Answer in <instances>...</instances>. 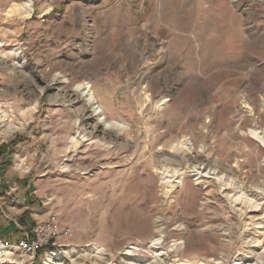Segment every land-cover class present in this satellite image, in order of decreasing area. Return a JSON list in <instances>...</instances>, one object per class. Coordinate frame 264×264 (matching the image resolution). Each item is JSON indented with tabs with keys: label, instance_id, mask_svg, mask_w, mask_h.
Returning a JSON list of instances; mask_svg holds the SVG:
<instances>
[{
	"label": "rangeland",
	"instance_id": "rangeland-1",
	"mask_svg": "<svg viewBox=\"0 0 264 264\" xmlns=\"http://www.w3.org/2000/svg\"><path fill=\"white\" fill-rule=\"evenodd\" d=\"M28 1L0 0V239L70 234L4 264L263 251L264 0Z\"/></svg>",
	"mask_w": 264,
	"mask_h": 264
},
{
	"label": "built area",
	"instance_id": "built-area-1",
	"mask_svg": "<svg viewBox=\"0 0 264 264\" xmlns=\"http://www.w3.org/2000/svg\"><path fill=\"white\" fill-rule=\"evenodd\" d=\"M55 215L48 216L45 220L36 221L27 230H22V237L15 243L0 239V248L8 247L14 253H21L33 260L37 251L58 242L63 236L70 234V228L59 227Z\"/></svg>",
	"mask_w": 264,
	"mask_h": 264
},
{
	"label": "bare ground",
	"instance_id": "bare-ground-1",
	"mask_svg": "<svg viewBox=\"0 0 264 264\" xmlns=\"http://www.w3.org/2000/svg\"><path fill=\"white\" fill-rule=\"evenodd\" d=\"M32 0H30V1H28L27 3H25V4H21V5H15V9H16V11H23V10H26V11H29L30 10V7H31V2ZM77 87H82V89L84 90V91H82V92H85V94L88 96V101H90L92 104L93 103H96V106H94L93 108H94V111L95 112H97L98 113V115H99V118L101 119V121L103 122V124H104V126L105 127H112V125H113V121H107L106 120V118H105V116H104V111H103V106L102 105H100L99 104V100H98V95H97V93L93 90V88H92V86L91 85H89L88 83H79L78 85H77ZM3 115H0V127L2 126L1 125V123L3 122ZM99 119V120H100ZM1 131H3V130H1ZM1 133V132H0ZM199 169V168H198ZM199 172V171H198ZM208 172V171H207ZM209 173V172H208ZM217 177V176H216ZM219 178H221L220 176L218 177V179ZM229 183V182H228ZM242 195V194H241ZM241 195H239V196H237L236 197V200H237V198H240L241 197ZM247 199H249L248 197H247ZM239 200H242L241 198L239 199ZM249 201H253L251 198H250V200ZM164 231V230H163ZM161 231H160V229L158 228L156 231H155V233H154V235H153V241H155L157 238V235L160 233ZM161 234V233H160ZM158 239H160V238H158ZM158 239H157V241H158ZM157 241H155V242H157ZM154 244H156V243H154ZM254 246V245H253ZM9 250H10V248H0V257H2V256H4L1 260H0V264L1 263H6V262H9L10 263V259L8 258L9 257V254H10V252H9ZM93 250V249H92ZM100 252V250H96V253H95V251H94V254L96 255V254H98ZM101 253V252H100ZM248 254H249V256L247 255V259H245L243 262H241V263H239V264H264V250L263 251H261V252H256L255 250H250V251H248L247 252ZM160 254V253H159ZM156 255L155 257H154V259H152L153 261L151 262V263H147V264H163L164 263V258H162V256H160V255ZM88 255V254H87ZM138 260V259H137ZM214 260H215V258H214ZM216 261H219V260H217L216 259ZM215 261V262H216ZM13 262V261H12ZM11 262V263H12ZM147 262V261H146ZM145 262V263H146ZM144 263V264H145ZM203 264V263H202ZM204 264H210L208 261L206 262V263H204Z\"/></svg>",
	"mask_w": 264,
	"mask_h": 264
},
{
	"label": "crops",
	"instance_id": "crops-1",
	"mask_svg": "<svg viewBox=\"0 0 264 264\" xmlns=\"http://www.w3.org/2000/svg\"><path fill=\"white\" fill-rule=\"evenodd\" d=\"M13 237H14V236L12 235V239H13ZM14 239H15V237H14Z\"/></svg>",
	"mask_w": 264,
	"mask_h": 264
},
{
	"label": "trees",
	"instance_id": "trees-1",
	"mask_svg": "<svg viewBox=\"0 0 264 264\" xmlns=\"http://www.w3.org/2000/svg\"><path fill=\"white\" fill-rule=\"evenodd\" d=\"M31 225H33V224H31ZM27 227H29V226H27Z\"/></svg>",
	"mask_w": 264,
	"mask_h": 264
}]
</instances>
